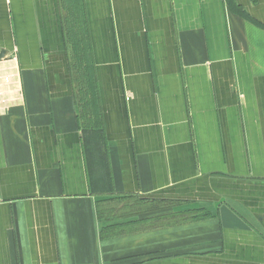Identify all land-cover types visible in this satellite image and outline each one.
Wrapping results in <instances>:
<instances>
[{
    "label": "crops",
    "instance_id": "obj_1",
    "mask_svg": "<svg viewBox=\"0 0 264 264\" xmlns=\"http://www.w3.org/2000/svg\"><path fill=\"white\" fill-rule=\"evenodd\" d=\"M4 49L0 264H264V0H0Z\"/></svg>",
    "mask_w": 264,
    "mask_h": 264
},
{
    "label": "rangeland",
    "instance_id": "obj_2",
    "mask_svg": "<svg viewBox=\"0 0 264 264\" xmlns=\"http://www.w3.org/2000/svg\"><path fill=\"white\" fill-rule=\"evenodd\" d=\"M87 83H90V81H82V80L80 81V80H76L75 81V86L76 87H82V86L84 87V85H87Z\"/></svg>",
    "mask_w": 264,
    "mask_h": 264
},
{
    "label": "water",
    "instance_id": "obj_3",
    "mask_svg": "<svg viewBox=\"0 0 264 264\" xmlns=\"http://www.w3.org/2000/svg\"><path fill=\"white\" fill-rule=\"evenodd\" d=\"M8 54V51L7 50H2L1 52H0V59H2V58H4L6 55Z\"/></svg>",
    "mask_w": 264,
    "mask_h": 264
}]
</instances>
